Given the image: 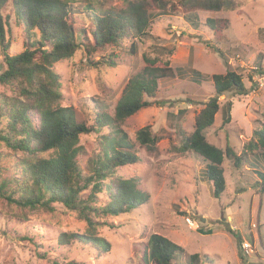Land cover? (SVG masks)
I'll use <instances>...</instances> for the list:
<instances>
[{
	"label": "rangeland",
	"instance_id": "1",
	"mask_svg": "<svg viewBox=\"0 0 264 264\" xmlns=\"http://www.w3.org/2000/svg\"><path fill=\"white\" fill-rule=\"evenodd\" d=\"M227 1L229 8L219 11L191 9L196 14L195 27L187 21L189 12L184 11L181 0H164L163 11L148 9L151 23L147 37L105 46L91 55L81 48L53 65L62 95L59 105L71 108L79 121L90 116L91 108L112 112L127 81L142 72L147 60H154L156 67L166 62L172 69L190 67L205 79L199 83L158 80L156 95L149 99L153 104L123 121L131 151L139 160L119 167L116 176L134 181L136 189L147 197L127 213L95 219L99 223L98 235L110 244L109 252L99 253L91 245L77 242L58 244L61 233L84 234L86 223L76 211L58 203L52 204L51 210L23 208L0 195V264H135L131 248L145 244L152 234L184 250L174 264H188L186 257L195 253L202 264H264V192L256 186L260 179L249 165L253 152L247 149L253 132L264 124V85L258 83H264V0ZM125 7V0H95V12H91L77 3L74 16L81 18L85 26L95 13L101 16ZM206 19L216 21V28L223 20L225 24L221 23L214 33ZM10 23L6 40L8 53L13 55L24 50L26 37L20 22L17 25L10 19ZM131 42L136 47L134 53ZM109 55L114 66L91 65L92 60ZM2 58L0 55V64ZM227 69L241 75L247 93L231 91L220 96V109L225 102L232 103L230 121L223 124L219 109L204 135L222 151L228 145L236 155L246 157V163L235 167L233 158L224 157L221 167L225 190L219 199H214L212 183L205 177L206 163L192 152L181 154L176 149L193 132L196 115L214 94L210 77L224 74ZM15 87L0 84V99L6 102L15 97ZM180 110L184 111L182 116H178ZM144 126L157 138L154 149L136 140L137 131ZM105 132L80 136L83 152L78 166L83 175L89 174V159L98 153L100 136ZM21 157L0 142V184L9 182ZM260 169L257 171L263 170ZM8 186L7 192L11 193L14 185ZM12 195L16 197L17 193L13 191ZM81 195L85 197L86 191ZM98 198L99 203L107 199L104 192ZM189 219L197 226L190 227ZM243 244L249 247L244 250Z\"/></svg>",
	"mask_w": 264,
	"mask_h": 264
},
{
	"label": "trees",
	"instance_id": "2",
	"mask_svg": "<svg viewBox=\"0 0 264 264\" xmlns=\"http://www.w3.org/2000/svg\"><path fill=\"white\" fill-rule=\"evenodd\" d=\"M95 0H0V84L16 85V96L6 102L0 99V142L12 152L22 155L16 164V172L8 183L14 185L7 192L8 183L0 184V195L9 203L23 208L43 207L52 209V204H61L74 210L86 223L84 234L61 233L57 242L60 245L81 243L91 245L99 253H107L110 244L97 233L98 217H116L138 208L146 200V194L136 189L134 181L116 176L119 167L136 163L139 158L131 151L132 146L122 129L123 121L139 110L151 106L158 80L178 79L199 83L202 78L192 68L154 66V60H147L141 73L131 77L125 85L114 110L98 112L88 109L89 117L79 121L71 108L60 107L59 76L52 70L53 65L72 57L81 48L91 55L96 49L105 46H118L124 40L148 36L151 23L149 8L163 11L164 0H125L124 10L93 14L84 26L81 18L74 15L75 5L95 12ZM184 11H188L187 21L196 27L198 9L219 11L229 8L227 0H181ZM95 15V16H94ZM10 19L21 24L26 37L24 50L10 55L6 40V28ZM208 27L216 33L219 25L206 19ZM38 35V36H37ZM34 37V38H32ZM136 47L131 42L130 50ZM113 57H101L91 61L99 67L114 66ZM214 94L204 103L194 119L193 132L183 139L178 153L192 152L206 163L205 177L212 183V197L219 199L225 190V178L221 164L225 158H233L234 166L246 163V157L236 155L226 146L222 151L209 143L204 131L214 121L219 111L218 98L228 92L238 95L247 93L242 77L235 70L227 69L224 74L210 77ZM192 83V82H191ZM231 101L221 107L223 124L230 121ZM85 111V109H84ZM184 114L183 110L178 116ZM171 114H168L170 116ZM100 136L98 153L89 159V174L83 175L78 166L83 146L79 145L81 135L92 133ZM136 140L147 149H154L157 138L151 135L150 128L144 126L136 133ZM254 140V141H253ZM253 140L247 149L253 152L251 168L259 176L256 186L264 192V124L253 132ZM254 151L259 152L254 153ZM48 154L46 157L42 154ZM263 168L262 171L257 169ZM261 170V169H260ZM109 180L108 183H105ZM13 191L17 193L15 197ZM86 191V196L81 193ZM106 200L99 203L98 195L103 193ZM184 252L179 246L161 235L152 234L145 244L131 248L135 264H174L178 255ZM188 264H202L195 253L188 255ZM56 264V263H55ZM67 264H83L71 261Z\"/></svg>",
	"mask_w": 264,
	"mask_h": 264
},
{
	"label": "built area",
	"instance_id": "3",
	"mask_svg": "<svg viewBox=\"0 0 264 264\" xmlns=\"http://www.w3.org/2000/svg\"><path fill=\"white\" fill-rule=\"evenodd\" d=\"M258 83H259V85H261V86L264 85V83L261 82V81H258ZM187 223H188V225H189L190 227H193V228L197 226V224H196L195 222H191L190 219L187 220ZM242 247H243L244 250H245V249L248 248L249 246H248L247 244H245V245L243 244Z\"/></svg>",
	"mask_w": 264,
	"mask_h": 264
}]
</instances>
